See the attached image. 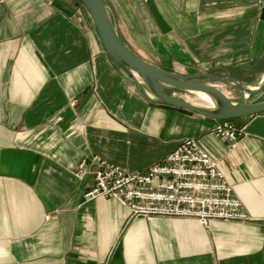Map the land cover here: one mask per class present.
<instances>
[{
  "label": "crops",
  "instance_id": "1",
  "mask_svg": "<svg viewBox=\"0 0 264 264\" xmlns=\"http://www.w3.org/2000/svg\"><path fill=\"white\" fill-rule=\"evenodd\" d=\"M103 1L123 44L156 67L264 76L258 0H153L165 33L145 0ZM233 122L229 149L215 120L145 97L79 0H0V264H264V113ZM183 139L215 160L248 221L132 219L85 197L82 160L142 170Z\"/></svg>",
  "mask_w": 264,
  "mask_h": 264
},
{
  "label": "built area",
  "instance_id": "2",
  "mask_svg": "<svg viewBox=\"0 0 264 264\" xmlns=\"http://www.w3.org/2000/svg\"><path fill=\"white\" fill-rule=\"evenodd\" d=\"M212 134L234 148L242 130L233 120L216 121ZM91 171L93 186L86 198H113L128 208L131 218L167 217L197 221H248L240 201L215 160L193 139H183L158 162L142 170H128L93 156L79 164Z\"/></svg>",
  "mask_w": 264,
  "mask_h": 264
},
{
  "label": "water",
  "instance_id": "3",
  "mask_svg": "<svg viewBox=\"0 0 264 264\" xmlns=\"http://www.w3.org/2000/svg\"><path fill=\"white\" fill-rule=\"evenodd\" d=\"M91 18L97 38L113 63L137 86L139 91L153 102L186 110L215 121L235 120L264 113V99L249 102V97L264 91V76L257 82H245L233 76H221L207 72L179 74L156 67L133 54L118 37L103 0H79ZM261 19L264 20V0H258ZM160 31H168L164 20L157 11L153 0H145ZM240 70L249 69V64L239 65ZM201 79L211 83L201 82ZM229 84L239 92L237 100L230 99L217 87ZM164 87L177 91L202 94L209 105L189 102L168 93ZM150 95V97L148 96Z\"/></svg>",
  "mask_w": 264,
  "mask_h": 264
},
{
  "label": "rangeland",
  "instance_id": "4",
  "mask_svg": "<svg viewBox=\"0 0 264 264\" xmlns=\"http://www.w3.org/2000/svg\"><path fill=\"white\" fill-rule=\"evenodd\" d=\"M215 75H221V76H237V77H242L245 79L246 82H254L257 83V78H258V74L256 73H251V74H242V73H235V72H226L224 74H215ZM201 82H209L211 83L209 80L206 79H201ZM217 87L219 89H221L225 95H227L230 99L232 100H237L239 97V92L238 90L233 87L232 85L229 84H217ZM178 95L181 96L182 99L187 100L189 102H194L195 100H197V95L195 96L193 93H188V92H182L179 93ZM264 99V91L258 95H254V96H250L249 97V102H256V101H260ZM241 203V202H240ZM234 222V221H233Z\"/></svg>",
  "mask_w": 264,
  "mask_h": 264
},
{
  "label": "bare ground",
  "instance_id": "5",
  "mask_svg": "<svg viewBox=\"0 0 264 264\" xmlns=\"http://www.w3.org/2000/svg\"><path fill=\"white\" fill-rule=\"evenodd\" d=\"M197 95V100H195L194 102L202 104V105H209L210 102L209 100L206 98V96L202 95V94H196Z\"/></svg>",
  "mask_w": 264,
  "mask_h": 264
}]
</instances>
